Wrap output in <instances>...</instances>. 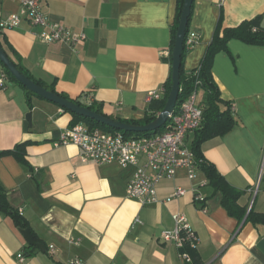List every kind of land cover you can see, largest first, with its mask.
Instances as JSON below:
<instances>
[{
	"label": "crops",
	"instance_id": "0c3cea01",
	"mask_svg": "<svg viewBox=\"0 0 264 264\" xmlns=\"http://www.w3.org/2000/svg\"><path fill=\"white\" fill-rule=\"evenodd\" d=\"M41 6L51 21L84 33L86 40L45 44L41 29L27 21L5 30L0 42L34 79L117 120L143 122L164 110L177 0H41ZM20 11L18 0H0L1 19ZM221 17L223 29L255 20L264 30V0H194L190 31L199 42L186 56L187 73L200 66ZM212 75L237 126L201 149L243 192L242 222L228 215L222 195L213 194L200 170L193 181L184 169L160 181L157 204L128 199L133 169L84 163L76 146H56L73 126L71 113L36 97L30 107L24 89L13 82L0 88V151L27 143L26 166L13 156L0 157V185L45 247L24 264H70L78 258L86 264H193L182 260L174 243L159 240L174 229V214L185 215L195 231L200 264H264L258 248L264 226L247 221L250 212L264 214V47L231 40L228 51L215 56ZM162 89L161 101H146L150 91ZM204 100L200 91L198 101ZM202 182L198 193L204 200L196 202L193 188ZM177 188L185 195L165 202ZM27 246L12 218L0 211V264H20Z\"/></svg>",
	"mask_w": 264,
	"mask_h": 264
},
{
	"label": "built area",
	"instance_id": "2783aa9c",
	"mask_svg": "<svg viewBox=\"0 0 264 264\" xmlns=\"http://www.w3.org/2000/svg\"><path fill=\"white\" fill-rule=\"evenodd\" d=\"M21 5L19 14H13L6 19L0 18V36L5 30L18 28L23 21L30 26L39 28V39L45 44L65 43L75 46L86 40L84 33H75L59 23L51 21L43 12L41 0H18ZM199 42V35L190 31L187 35V49L190 51ZM199 69H196V74ZM10 80L2 70L0 74V88L7 87ZM196 88L189 98L182 103L178 111L170 116L167 128L163 132L151 136L126 137L120 132L110 133L99 129H90L83 123L76 124L65 130L56 146L74 145L81 151L84 163L98 166L118 165L122 169H133L128 182L126 196L142 206L154 205L159 202L157 185L160 181L175 178L180 169L187 172L190 181L198 176V164L191 147L187 143L189 135L202 128L204 120V105L199 103L201 82H196ZM164 90L150 91L146 96L149 103L161 101ZM233 108V107H232ZM206 182L193 188L196 202L204 199L198 189ZM186 190L177 188L170 202L184 196ZM175 227L173 230L163 231L159 240L172 242L181 251L180 256L186 263H192L191 256L182 252L183 249H198V237L192 229L185 215L174 214L172 217ZM54 249L50 246V250ZM28 259L21 253L19 262L24 264ZM70 264H86L80 258Z\"/></svg>",
	"mask_w": 264,
	"mask_h": 264
},
{
	"label": "trees",
	"instance_id": "16d2710c",
	"mask_svg": "<svg viewBox=\"0 0 264 264\" xmlns=\"http://www.w3.org/2000/svg\"><path fill=\"white\" fill-rule=\"evenodd\" d=\"M184 1L185 0H177V15H176L173 27H172V38H171V45H170V53H171L170 63L171 64H172V52H173L174 45H175L176 34H177L178 26H179V21H180V16L182 13ZM193 7H194V2H193L192 9H191V15L189 17V23L187 26V35L191 30V19H192ZM256 27H257V21L254 20V21L244 22L237 28L223 29L222 17H221L219 20L218 26L216 28L215 34L213 36L212 42L209 45L206 51V54L204 55L200 63V66L197 68L199 69L197 74L195 73L196 70L190 73H187L185 70V59H186L187 54L189 53V50L187 49V35H186L184 44H183V52H182V58H181L182 60H181V68H180V92H179L177 107L175 109V112H177L179 107L182 105V103L186 101L189 98V96L193 93V91L195 90L196 82L200 81L201 91H203V93L205 94V100L203 102L204 120H203L202 128L200 130H197L193 134L194 136H193V141L191 144V149L195 155L198 168L204 174L205 178L207 179L208 186L212 189L213 194L220 193L222 195V206L227 211L229 216L236 218L239 222H242L244 218L246 217L245 209L241 208L238 204V201L240 197L242 196L243 192L237 190L232 185H230V183L226 180V178L218 172L216 167L204 157L201 148L205 142L211 139H214V138L224 137L227 134H229L237 126V121L232 115L230 105L228 103H225L221 99L220 91L218 89L217 84L214 81V78L212 75V67H213L214 58L218 53L222 51L227 52L228 43L233 39L240 40L248 45L264 47V30L257 29ZM1 45L3 49L5 50V52L7 53V55L9 56V58L11 59V61L15 64L18 70H20L24 75H26L28 78L33 80L37 85L42 86L45 89L58 94L62 98L69 99L66 95L57 93L53 84L47 85L46 83L42 81L34 79L28 73V71L24 68V66L20 63V61L18 60L15 61L12 58V56L9 54V52L5 49L4 45L2 43ZM0 64L3 67V70L6 72L7 77L10 80V82L17 84L24 89L30 107H32V104H31L32 97H36V98L44 100L43 98L35 95L34 93L26 89L24 86H22L20 83H18L15 80V78L10 74V72L7 70V68L1 62ZM171 86H172V79L170 76L167 82V85H166L167 91H166V96H165V104L168 99ZM72 101H74L78 105L85 106L78 99L72 100ZM85 107L99 114L105 115L103 114L100 107H95V105L85 106ZM64 110L67 111L66 109ZM71 114L74 118L73 126L79 123H83L93 130L99 129V130L110 132V133L120 132L126 137L151 136L155 134V133L136 134V133H126L123 131H117L108 126L102 125L101 123L97 121L87 119L84 117H80L73 113ZM155 118L156 116L148 120H145L143 122L122 121V120H119V121L125 122L128 124H134V125H145L155 120ZM166 128H167V124L164 128L160 129L158 132H163ZM26 147H27V143H23V144L17 145L12 150L0 151V157L13 156L14 158H16L17 161H19L20 163L26 166L27 165ZM0 211L10 216L18 229L20 230L30 229L28 222L24 220L22 216L16 210L10 207L8 203L6 191L3 189L1 185H0ZM247 221L252 223L253 225H263L264 226V214L250 212L247 216ZM32 234L34 236L36 243H40L36 235L34 233ZM36 251H37L36 247L28 245L25 251V256L29 258ZM182 252H186L191 256L193 264H200L198 255L195 250L185 248L182 250Z\"/></svg>",
	"mask_w": 264,
	"mask_h": 264
},
{
	"label": "water",
	"instance_id": "95a60500",
	"mask_svg": "<svg viewBox=\"0 0 264 264\" xmlns=\"http://www.w3.org/2000/svg\"><path fill=\"white\" fill-rule=\"evenodd\" d=\"M194 0H185L180 16L179 26L176 34V40L174 49L172 52V86L165 105L164 110L153 120L145 125H134L121 122L119 120L112 119L106 115L99 114L87 107L76 104L74 101L60 97L58 94L45 89L42 86L37 85L33 80L24 75L15 64L11 61L0 42V62L7 68L10 74L15 80L28 89L35 95L43 98L44 100L51 102L59 107L66 109L67 111L76 114L80 117L91 119L108 126L117 131H123L126 133H157L160 129L164 128L168 123L170 116L175 113L177 102L180 92V68L181 58L183 52V44L187 35V26L189 23V17L191 15V9ZM27 120L31 123V115L27 116ZM23 237L29 246L36 247L37 249L44 251V245L36 243L32 231L30 229L21 230ZM258 248L264 254V239L258 245Z\"/></svg>",
	"mask_w": 264,
	"mask_h": 264
}]
</instances>
